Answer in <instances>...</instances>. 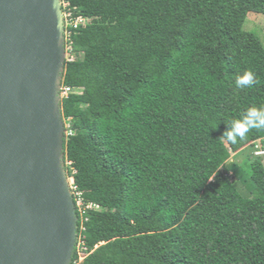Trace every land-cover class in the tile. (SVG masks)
<instances>
[{
    "label": "trees",
    "instance_id": "1",
    "mask_svg": "<svg viewBox=\"0 0 264 264\" xmlns=\"http://www.w3.org/2000/svg\"><path fill=\"white\" fill-rule=\"evenodd\" d=\"M63 1L87 21L67 28L78 92L60 102L81 264H264V129L223 136L264 108V46L243 29L264 0Z\"/></svg>",
    "mask_w": 264,
    "mask_h": 264
},
{
    "label": "water",
    "instance_id": "2",
    "mask_svg": "<svg viewBox=\"0 0 264 264\" xmlns=\"http://www.w3.org/2000/svg\"><path fill=\"white\" fill-rule=\"evenodd\" d=\"M59 0H0V264H70Z\"/></svg>",
    "mask_w": 264,
    "mask_h": 264
},
{
    "label": "clouds",
    "instance_id": "3",
    "mask_svg": "<svg viewBox=\"0 0 264 264\" xmlns=\"http://www.w3.org/2000/svg\"><path fill=\"white\" fill-rule=\"evenodd\" d=\"M59 1L61 2V0H59ZM60 7H61V5H60ZM61 11H62V8H61ZM62 14H63V12H62ZM63 37H64V47H65V35L64 34H63ZM65 53H66V50H65ZM66 60H64V62ZM254 83H256V76L251 70H246L241 76L237 77V79H236V86L241 87V88L251 86ZM61 87H62V85H61ZM251 129H264V108H260V107H256V106H252V107L248 108L246 110L245 114L240 119H237V120H234L231 122L230 126L226 129V131H224L223 136L227 139V141H229L232 144H235V143H237L238 139H240V140L244 139L246 137V134ZM65 134H66V131L64 128V137H65ZM253 148H254L253 149L254 150V152H253L254 156L264 157V146L261 144V141H257L256 143H254ZM69 188L71 191L70 186H69ZM71 194H72V192H71ZM74 207H75V204H74ZM76 219H77V217H76ZM76 225H77V221H76ZM77 229H78V227L76 228V242H75L74 250H73V255L76 254L77 258L75 259L74 263H72V259H71L70 264H81V262L88 256V254H90L86 248V245L82 239V236H79L77 234ZM80 230L82 231L83 228L80 227ZM79 242H83V245L86 248V250L84 252L83 259L81 261H79V256L77 254V246H78ZM73 255H72V257H73Z\"/></svg>",
    "mask_w": 264,
    "mask_h": 264
},
{
    "label": "built area",
    "instance_id": "4",
    "mask_svg": "<svg viewBox=\"0 0 264 264\" xmlns=\"http://www.w3.org/2000/svg\"><path fill=\"white\" fill-rule=\"evenodd\" d=\"M60 5H61V8H65L68 6V3L61 0ZM62 16H63V34L65 36L69 34V31L67 30L68 27L69 28L72 27L73 29H76L79 25L84 26V24L86 23V21L81 17L73 18L71 16V13L69 12L63 13ZM65 50H67V48H65ZM66 59H67V55H66ZM68 60L71 61L72 59L70 58ZM73 92H78V91L70 87H61L60 98L61 99L66 98L69 94ZM85 250L86 248L84 247L83 242H79L77 246V254L79 256V261L83 259Z\"/></svg>",
    "mask_w": 264,
    "mask_h": 264
},
{
    "label": "rangeland",
    "instance_id": "5",
    "mask_svg": "<svg viewBox=\"0 0 264 264\" xmlns=\"http://www.w3.org/2000/svg\"><path fill=\"white\" fill-rule=\"evenodd\" d=\"M244 31L253 33L255 36L259 38L261 43L264 46V16L262 15H254V14H249L247 16L246 22L243 26ZM66 53H65V59L66 60ZM242 159V156L238 157L235 159L237 162H240ZM263 163H264V157L262 158ZM69 181V186L71 187L72 185V180Z\"/></svg>",
    "mask_w": 264,
    "mask_h": 264
}]
</instances>
